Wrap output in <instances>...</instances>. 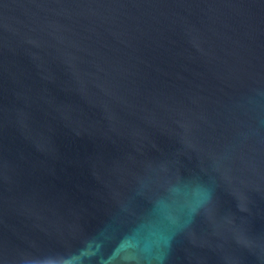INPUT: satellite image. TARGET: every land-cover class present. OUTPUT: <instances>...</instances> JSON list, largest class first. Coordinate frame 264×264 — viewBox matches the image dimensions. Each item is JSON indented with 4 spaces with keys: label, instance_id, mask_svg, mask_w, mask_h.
Segmentation results:
<instances>
[{
    "label": "water",
    "instance_id": "water-1",
    "mask_svg": "<svg viewBox=\"0 0 264 264\" xmlns=\"http://www.w3.org/2000/svg\"><path fill=\"white\" fill-rule=\"evenodd\" d=\"M0 264H264V0H0Z\"/></svg>",
    "mask_w": 264,
    "mask_h": 264
}]
</instances>
